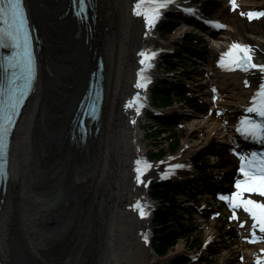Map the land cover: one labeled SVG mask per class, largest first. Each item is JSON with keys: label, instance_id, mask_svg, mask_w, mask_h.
<instances>
[{"label": "bare ground", "instance_id": "bare-ground-1", "mask_svg": "<svg viewBox=\"0 0 264 264\" xmlns=\"http://www.w3.org/2000/svg\"><path fill=\"white\" fill-rule=\"evenodd\" d=\"M218 2L212 19L221 24V32L213 28V36L201 32L213 42L202 79L208 91L215 90L218 95L231 91L236 99H217L204 111L201 127L210 126L207 141L223 135L219 144L224 150L226 139L239 137V120L248 114L264 73L258 68L226 70L218 65V59L229 43H239L250 47L256 64L264 65V39L248 42L245 22L238 20L248 11L264 10V0L260 4L236 0L235 8L231 0ZM25 3L37 33L38 74L14 129L8 177L0 188V264H159L160 257H154L144 240L149 217L139 213L137 204L147 207L145 184L162 166L147 165L140 183L136 171L145 162L139 160L146 150L140 143L137 122L148 89L138 85L157 72L151 62L147 79L142 80L139 69L146 47L165 52L183 32L175 33L170 41H159L144 17L136 13L137 0H93L85 20L74 16L71 0ZM185 18V28H191L192 20ZM262 22L264 17L249 19L253 29L260 28ZM132 28L140 46L125 47L124 39ZM80 52L88 57L87 64L80 60ZM99 57L104 63L102 111L91 132L82 138L74 131L72 119ZM206 143L185 141L176 156L167 158L166 165L190 162ZM220 154L222 178L233 175L234 155L228 151ZM221 176L207 180H214L215 187L227 186L221 184ZM241 215L239 242L246 246L250 237L259 238L246 254L247 264H264V239H260L264 232L253 228L250 217ZM205 222V238L213 237L217 222L213 218Z\"/></svg>", "mask_w": 264, "mask_h": 264}, {"label": "rangeland", "instance_id": "rangeland-1", "mask_svg": "<svg viewBox=\"0 0 264 264\" xmlns=\"http://www.w3.org/2000/svg\"><path fill=\"white\" fill-rule=\"evenodd\" d=\"M255 2L260 4L263 0H255ZM187 3L201 4V12L211 17L214 16L220 6L218 0H189ZM181 11H184L183 6L169 8L168 14L171 13L173 21L178 23L183 21V18L179 15ZM131 14L133 15V13ZM168 14L155 24L156 27L153 26V31L156 32L159 41L163 43L170 41V38L178 31H183V29H180L181 26L171 32L163 29L164 21H168ZM238 20L245 22L243 28L247 33L248 42H251V39H264V22L260 24V28L256 27L253 29L246 17L240 16ZM136 38L137 36L132 28L130 34L128 33L127 38L124 39L123 46L129 48L137 44V47L140 46L139 43H136ZM85 41L88 44V40L86 39ZM212 45V41L195 40L192 34L187 33H183L180 40L170 43L167 47V52L163 53L158 59L156 81L148 87L146 92L147 99L151 103V109L143 108L137 122L140 143L146 150V155L139 160L150 162L149 165L153 163L157 164L158 167L162 166L159 174L152 173L150 175L148 182L145 184L143 194L144 200L153 203V208L146 210L149 217V231L145 233L147 239L144 236V240H146L148 249L154 257H160L161 262L159 264H169L174 259H179L180 261L188 259L189 261L186 264H246V251H250V249L239 244L237 221L233 220L229 211H226L224 207L216 206L212 201L195 200L187 191V188L175 180L176 174L171 175V171L168 173L165 170L167 158L177 155L185 141L189 144L207 142L192 155L191 163L194 166L192 176H182L187 178L182 180H197L200 183L199 192H205L208 190V187L205 188V186L207 184L211 185L207 178L211 179L212 176L221 175L219 163L222 160V156L220 153L228 151L232 154V146L229 147V144L232 145L233 142L230 139H226V146L229 147V150H227V147L223 150L222 145L219 144L223 135L217 134L214 140L207 141L206 138L210 126L201 127L204 111L211 107L216 98H218L216 93L214 96L211 95L212 93L208 91V88L206 89L202 79ZM79 55L80 60L86 63L88 57L82 52ZM166 60H168L167 62L171 61V65L167 64ZM79 67L81 70L80 65ZM160 85L171 89L175 86L178 89L180 88L181 92L176 89L178 92L174 94V98L171 100L170 95L166 91H162L164 87L161 88ZM154 90L161 91H158L153 96L152 92ZM182 92L188 95L189 98H181ZM228 96H231V98ZM219 98L225 101H233L236 96L231 91H228ZM121 105L123 104L121 103ZM161 117L166 118L167 121L174 125H161L156 120ZM173 137L178 139V143L175 139L172 140ZM149 171L146 175L149 174ZM169 175L173 177H169ZM211 181L215 183L214 180ZM223 183L225 182L223 181ZM169 184L179 185V190L186 192V195L178 198L174 212H170L169 209L171 207L164 204L165 199L152 197L156 188L154 187L155 185L163 187ZM136 201L137 199L133 202L135 203ZM164 209L167 210L166 217H171L174 224L171 223L172 221H166L165 218L161 220L157 217V213L162 212ZM220 212L221 214L219 215ZM214 213L217 217L215 237L206 247H202L207 231L205 226L207 222L205 220L213 216ZM172 226L176 229L179 228L180 239L177 243L171 245L164 255H159L156 251L158 232L163 229L170 231ZM184 227L186 229L183 230L182 228ZM179 245H182L181 249L178 248ZM14 253L18 254L17 251H14ZM193 254L198 259L193 260ZM239 254L244 255V260L239 259ZM16 257L18 258L19 255ZM147 263L150 264L149 261H143V264Z\"/></svg>", "mask_w": 264, "mask_h": 264}, {"label": "snow or ice", "instance_id": "snow-or-ice-1", "mask_svg": "<svg viewBox=\"0 0 264 264\" xmlns=\"http://www.w3.org/2000/svg\"><path fill=\"white\" fill-rule=\"evenodd\" d=\"M233 8L236 7V0H231ZM7 3L8 9L12 10L11 23H8V11L5 9L4 4ZM81 7H86L87 0H79ZM162 7H167V2H161V0H137L135 10L138 15H143L146 19L147 25L152 27L155 25L156 19L159 17V9ZM191 11V9H189ZM249 19L264 17V10L262 11H248L246 13ZM26 13L23 8V0H0V24L7 25L6 27H0V43L4 40H11L14 42L15 46L23 48V52L19 55V60L21 61L24 71L26 73V87L31 83L34 76V56L31 50V43L28 35V30L25 25ZM147 35V33H145ZM233 49H243L244 56L247 57L244 60L245 64H248L252 68H258L262 73H264V65H258L252 63L250 55V47L248 45H241L239 43H233ZM141 56L144 59L141 63H149L155 52H142ZM17 59V57H13ZM11 63V61H9ZM222 63V61H221ZM238 67L242 66L237 64ZM247 71V68H245ZM143 72V70H142ZM141 79L144 80L145 77L141 75ZM139 87H146V83L138 85ZM26 90V88H25ZM16 94L9 96L8 104L5 105L6 116L0 119L4 120V123H0V148L4 145V139L8 135L7 124L13 123V117L16 115V109L20 101L23 99L24 92L19 88L16 89ZM257 95L259 96V104H255L247 109L248 112L256 113V117L245 118L241 122V127L238 131L246 138L259 139L264 143V83L259 84ZM257 100V96L253 97V101ZM139 111V108H137ZM259 117V119L257 118ZM241 156V167L239 171L244 174V179H238L236 181L235 187L237 191L232 194V198H227L230 200V204L233 207H243V209L248 212L253 218V228L258 227L261 232H264V200L253 199L251 196L245 197L244 193L258 194L260 197H264V153L253 152L251 154V159H247L244 154L237 153ZM140 161H137L139 164ZM177 167H180L177 165ZM138 173L141 169L138 167L136 170ZM140 177L137 176L139 181ZM137 207H140L139 202ZM141 215H146V213L141 209ZM145 239L147 237L145 236ZM264 239V237H260Z\"/></svg>", "mask_w": 264, "mask_h": 264}, {"label": "trees", "instance_id": "trees-1", "mask_svg": "<svg viewBox=\"0 0 264 264\" xmlns=\"http://www.w3.org/2000/svg\"><path fill=\"white\" fill-rule=\"evenodd\" d=\"M171 26L172 25L169 22L164 23L165 28H170ZM168 64H170V63H168ZM158 91L159 90H154V94H156ZM157 121L163 125L169 124V121H167L166 118H158ZM177 143H178V141H177ZM154 187H156L155 188L156 191L154 190L153 195L157 196V197H164L165 199H168V202L166 203L167 206L174 208L175 199L172 196H170L168 193V190H170L172 187L168 186V185L164 186L163 188H165V190L162 187H158V185H155ZM166 211L167 210L164 209L162 212H158L157 217H159L161 220L163 218H165L166 221H171V218L169 216L166 217V214H167ZM170 228H171L170 231H168L167 229H163V230L158 232L159 236L157 237L158 241H157V250L156 251L158 252L159 255H164L167 252V249L171 245L177 243V241L179 240L180 233H179L178 229L174 228L173 226ZM174 262H175V264H185L184 261H180L179 259H174L169 264H173Z\"/></svg>", "mask_w": 264, "mask_h": 264}, {"label": "water", "instance_id": "water-1", "mask_svg": "<svg viewBox=\"0 0 264 264\" xmlns=\"http://www.w3.org/2000/svg\"><path fill=\"white\" fill-rule=\"evenodd\" d=\"M87 105H88V100H85L84 103H83V106H82V108H81V111H82L81 113H82V114H79V115H78V120H79V118H80L81 116H86Z\"/></svg>", "mask_w": 264, "mask_h": 264}]
</instances>
